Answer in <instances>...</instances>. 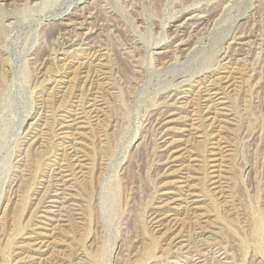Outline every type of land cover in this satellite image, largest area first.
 <instances>
[{"label": "rangeland", "instance_id": "rangeland-1", "mask_svg": "<svg viewBox=\"0 0 264 264\" xmlns=\"http://www.w3.org/2000/svg\"><path fill=\"white\" fill-rule=\"evenodd\" d=\"M0 264H264V0H0Z\"/></svg>", "mask_w": 264, "mask_h": 264}, {"label": "bare ground", "instance_id": "bare-ground-1", "mask_svg": "<svg viewBox=\"0 0 264 264\" xmlns=\"http://www.w3.org/2000/svg\"><path fill=\"white\" fill-rule=\"evenodd\" d=\"M195 2V1H194ZM238 4V3H237ZM225 5V4H224ZM198 6V5H197ZM187 10H188V8H187ZM43 12V11H42ZM83 16V15H82ZM174 17V16H173ZM217 17V16H216ZM209 18V17H208ZM135 19V18H134ZM189 19V18H188ZM202 19V18H201ZM42 20V19H41ZM40 21V20H39ZM191 24V23H190ZM117 25V24H116ZM213 26V25H212ZM179 30V29H178ZM216 30V29H215ZM236 34H238V33H236ZM86 35V34H85ZM224 35V34H223ZM84 36V35H83ZM174 36V35H173ZM228 36V35H227ZM170 37V36H169ZM152 38V37H151ZM216 38V37H215ZM220 38H222V37H220ZM250 39H252V38H250ZM197 41V40H196ZM222 41V40H221ZM220 41V42H221ZM151 42V41H150ZM250 42V41H249ZM101 45V44H100ZM133 45V44H132ZM136 45V44H135ZM197 45V44H196ZM204 46V45H203ZM140 47V46H139ZM144 48V47H143ZM210 48V47H209ZM203 49V48H202ZM234 49V48H233ZM210 50V49H209ZM186 55V54H185ZM219 55V54H218ZM239 61V60H238ZM94 62V61H93ZM151 62V61H150ZM192 62V61H191ZM197 62V61H196ZM152 64V63H151ZM75 65V64H74ZM91 65V64H90ZM105 65V64H104ZM103 65V66H104ZM149 65V64H148ZM219 65V64H218ZM160 66V65H159ZM188 66V65H187ZM97 68V67H96ZM148 68V67H147ZM142 69V68H141ZM103 70V69H102ZM172 70V69H171ZM149 73V72H148ZM167 74V73H166ZM211 75V74H210ZM100 76V75H99ZM150 79V78H149ZM179 80V79H178ZM202 80V79H201ZM230 81V80H229ZM214 82V81H213ZM104 84V83H103ZM165 84V83H164ZM210 86V85H209ZM162 87V86H161ZM162 92V91H161ZM149 93V92H148ZM165 94H166V92H165ZM164 94V95H165ZM167 96V95H166ZM172 97V96H171ZM152 98V97H151ZM154 100V99H153ZM185 104V103H184ZM196 105V104H195ZM98 106V105H97ZM223 106V105H222ZM158 114V113H157ZM65 117V116H64ZM219 118V117H218ZM35 126H37V125H35ZM199 126V125H198ZM64 135V134H63ZM73 142V141H72ZM71 142V143H72ZM60 145V144H59ZM68 150V149H67ZM75 151V150H74ZM66 160V159H65ZM59 193V192H58ZM181 197V196H180ZM173 198V197H172ZM60 201V200H59ZM59 208V207H58ZM158 214V213H157ZM178 235V234H177Z\"/></svg>", "mask_w": 264, "mask_h": 264}]
</instances>
